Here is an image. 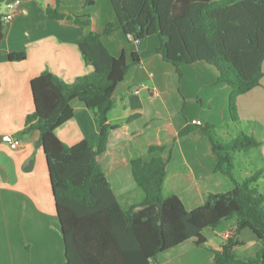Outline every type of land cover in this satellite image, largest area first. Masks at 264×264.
I'll return each instance as SVG.
<instances>
[{"label":"crops","instance_id":"0c3cea01","mask_svg":"<svg viewBox=\"0 0 264 264\" xmlns=\"http://www.w3.org/2000/svg\"><path fill=\"white\" fill-rule=\"evenodd\" d=\"M218 1V0H213ZM10 6V7H8ZM47 9L67 17H85L89 30L102 33L111 24V35L101 42L113 57L129 61L132 53L139 63L127 70L114 92V107L107 113L109 131L106 150L97 157L110 191L117 202L97 204L88 211L66 214L61 225L51 188L39 133L21 134L27 115L33 112L30 82L43 72L71 84L89 75L78 49L85 36L72 19H51ZM3 37L0 43V264H143V239L137 227L122 213L143 200L130 172L135 158L148 161L161 157L167 164L162 187L165 198L176 196L187 211L202 206L209 194L233 189L232 181L215 173L216 159L208 140L195 129L181 138L178 133L191 120L202 125L214 122L217 114L225 118L231 88L215 85L214 74L204 64L181 68L178 81L174 68L156 53L159 43L148 38L131 42L117 29L109 0H0ZM11 53H24L23 61H9ZM260 85L237 99H245L264 115V61ZM73 117L55 130L66 146L86 141L97 144V120L78 100H72ZM16 148H10L13 141ZM151 146L165 147L162 153L148 154ZM117 209V210H116ZM139 208H136L138 210ZM235 227V219L203 232L204 248L186 241L148 264H212ZM235 253L242 259L258 253L262 242L248 229L237 236Z\"/></svg>","mask_w":264,"mask_h":264},{"label":"trees","instance_id":"16d2710c","mask_svg":"<svg viewBox=\"0 0 264 264\" xmlns=\"http://www.w3.org/2000/svg\"><path fill=\"white\" fill-rule=\"evenodd\" d=\"M117 20V29L131 42H142L156 36L157 55L170 64L180 81L181 68L204 64L215 76V85H227L231 92L227 99L228 115L238 122L237 99L260 85L264 61V0H109ZM51 19H72L80 24L85 36L78 43L83 61L91 66L89 75L71 84L57 76L43 72L30 82L33 112L26 116L21 134L31 130L39 133L45 156L53 200L58 219L64 226L66 214L75 210L88 211L97 204L117 202L110 191L97 157L104 153L108 133L116 129L107 123V113L114 107L113 92L130 66L139 63L132 53L129 61L124 54L113 57L101 42L114 28L106 25L100 34L89 30L85 17H67L47 9ZM3 15L0 13V43L3 37ZM24 53H11L9 61H23ZM78 100L97 120V144L86 141L66 146L55 136V130L73 117L71 101ZM198 129L208 140L216 159L215 173L229 178L234 188L225 193L207 196L206 202L187 211L176 196L165 198L162 187L166 176V162L152 156L148 161L135 158L130 162L131 176L143 194V200L122 213L131 226L139 229L143 239L140 250L143 264L186 241L193 240L197 248H204L203 232L214 229L230 219L235 227L219 251L213 254L212 264H264V192L252 188L264 173V167L236 182L232 155L258 148L252 137L239 134L228 142H220L212 125L185 126L179 138ZM165 147L151 146L148 154L162 153ZM136 208H139L136 210ZM117 210V209H116ZM250 230L262 249L242 259L235 253L241 244L240 231Z\"/></svg>","mask_w":264,"mask_h":264},{"label":"rangeland","instance_id":"374dc122","mask_svg":"<svg viewBox=\"0 0 264 264\" xmlns=\"http://www.w3.org/2000/svg\"><path fill=\"white\" fill-rule=\"evenodd\" d=\"M154 43H159L156 36L149 37ZM248 98L247 94H244ZM238 122L234 123L230 120L228 109L223 119L221 114H217L214 122L208 125L214 127V135L220 142H228L236 138L239 134L252 137L257 140L260 145L258 148L249 150L248 152L235 153L232 155L233 170L231 175L236 182L254 174V172L264 167V115L255 111L245 99L242 100L241 106H237ZM234 186V185H233ZM234 188V187H233ZM252 188L259 192H264V173L261 178L252 185Z\"/></svg>","mask_w":264,"mask_h":264},{"label":"built area","instance_id":"2783aa9c","mask_svg":"<svg viewBox=\"0 0 264 264\" xmlns=\"http://www.w3.org/2000/svg\"><path fill=\"white\" fill-rule=\"evenodd\" d=\"M8 7H10V6H8ZM11 19V15H6L4 18H3V20L4 21H9ZM189 124L190 125H195V126H201L202 124H201V122L200 121H197V120H191L190 122H189ZM18 146V142L15 140V141H13L11 144H10V148H16Z\"/></svg>","mask_w":264,"mask_h":264},{"label":"water","instance_id":"95a60500","mask_svg":"<svg viewBox=\"0 0 264 264\" xmlns=\"http://www.w3.org/2000/svg\"><path fill=\"white\" fill-rule=\"evenodd\" d=\"M8 138H1L0 137V141L1 140H7ZM36 146L38 147V146H41V143L40 142H38L37 144H36ZM42 147V146H41ZM48 175H49V173H48ZM49 185H50V188H51V192H52V187H51V183H50V179H49Z\"/></svg>","mask_w":264,"mask_h":264}]
</instances>
